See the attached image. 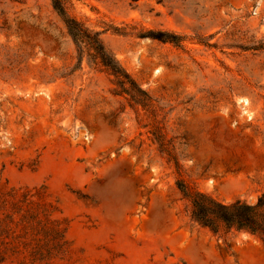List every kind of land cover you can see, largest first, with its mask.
Segmentation results:
<instances>
[{
    "label": "rangeland",
    "instance_id": "rangeland-1",
    "mask_svg": "<svg viewBox=\"0 0 264 264\" xmlns=\"http://www.w3.org/2000/svg\"><path fill=\"white\" fill-rule=\"evenodd\" d=\"M61 5L0 0V264H264L178 187L264 195V0Z\"/></svg>",
    "mask_w": 264,
    "mask_h": 264
},
{
    "label": "trees",
    "instance_id": "trees-1",
    "mask_svg": "<svg viewBox=\"0 0 264 264\" xmlns=\"http://www.w3.org/2000/svg\"><path fill=\"white\" fill-rule=\"evenodd\" d=\"M54 8L62 13L61 0H54ZM71 35L76 39H86L80 33L70 30ZM176 37V36H173ZM94 49L95 58L114 76L121 77L122 72L110 57L97 44L89 43ZM179 190L190 199L193 208V217L203 227L212 232H218L220 228L227 230L236 229L246 231L258 236L264 243V195L254 203L236 201L230 204L216 202L204 194L198 192H187L186 184L181 181Z\"/></svg>",
    "mask_w": 264,
    "mask_h": 264
},
{
    "label": "bare ground",
    "instance_id": "bare-ground-1",
    "mask_svg": "<svg viewBox=\"0 0 264 264\" xmlns=\"http://www.w3.org/2000/svg\"><path fill=\"white\" fill-rule=\"evenodd\" d=\"M101 84H102V86L104 87V85L106 84V82H102Z\"/></svg>",
    "mask_w": 264,
    "mask_h": 264
}]
</instances>
